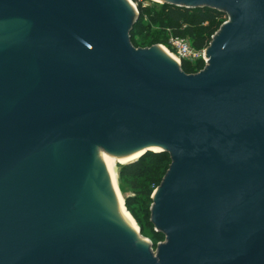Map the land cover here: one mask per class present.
I'll list each match as a JSON object with an SVG mask.
<instances>
[{
    "label": "water",
    "instance_id": "95a60500",
    "mask_svg": "<svg viewBox=\"0 0 264 264\" xmlns=\"http://www.w3.org/2000/svg\"><path fill=\"white\" fill-rule=\"evenodd\" d=\"M161 2L227 15L201 70L131 43L132 0H0V264H264V0ZM140 150L154 250L110 180Z\"/></svg>",
    "mask_w": 264,
    "mask_h": 264
},
{
    "label": "trees",
    "instance_id": "16d2710c",
    "mask_svg": "<svg viewBox=\"0 0 264 264\" xmlns=\"http://www.w3.org/2000/svg\"><path fill=\"white\" fill-rule=\"evenodd\" d=\"M133 1L136 2L138 10V17L130 31V41L134 46L136 43L145 46L149 42H162L163 44H167L168 32L167 30L164 31L166 28L175 36L189 37L194 47L201 48L207 45L210 36L219 28L222 23V15H226L225 13L207 7L184 8L164 3L158 8H154L149 4H144L142 0ZM144 19H147L148 24L160 26V31L145 29L142 24ZM141 26L145 29V33L141 35L139 42H137L136 37L138 35L135 29ZM202 66L203 64L200 61L190 63L183 60L181 62V69L186 73L196 72ZM147 154H151L152 156L147 157ZM169 163L170 158L167 152L148 151L134 161L121 164L119 174L132 179L131 186L137 193L136 200L143 203L145 199L152 200L150 194L160 183L161 176L165 173ZM139 177L143 178L144 184L139 182ZM128 200L129 197L127 196L125 198V204ZM142 214L145 217L146 225H152L149 220L150 209L148 210L147 207L144 208L142 206ZM155 233L164 237L160 232L155 231ZM152 244L154 245V242Z\"/></svg>",
    "mask_w": 264,
    "mask_h": 264
},
{
    "label": "rangeland",
    "instance_id": "374dc122",
    "mask_svg": "<svg viewBox=\"0 0 264 264\" xmlns=\"http://www.w3.org/2000/svg\"><path fill=\"white\" fill-rule=\"evenodd\" d=\"M132 2L136 5L135 1L132 0ZM142 2L144 4H149L150 6H152L154 8H158L161 4H164L161 2V0H142ZM136 7H137V5H136ZM221 20H222V22L227 20V15H222ZM142 24L144 25L145 29H147V30L149 29L150 31H152V30L160 31V29H161L160 26L148 24L147 19H144L142 21ZM145 29H143L142 26L135 29V32L138 35L136 37L137 42H139L141 35L145 33ZM166 30L168 32V29L165 28L164 31H166ZM183 38H185L191 44V39L189 37L185 36ZM152 45L163 46L164 44L162 42H149V43H147V45L141 46L138 43H136L135 47H149ZM151 156H152L151 154H147V157H151ZM121 164L122 163L117 162L115 169H116L117 176H118L119 188H120V191L124 197V201H125V198L127 196L129 197V200L125 204V209L131 214V216L133 217L134 221L137 224V227H139V228L141 227L140 233H141L142 237L148 238L151 242L153 241L154 242L153 246H155L158 242L162 241L164 239V237H161V235L155 233V231L153 230L154 227L152 225H146L145 217L142 214V206L144 208L147 207L149 210L151 203H152V200L145 199L143 203H140L139 201L136 200L137 199V193L135 192V190H133V188L131 186V180L132 179L128 178L124 175L119 174L120 166H122ZM161 178H162V176H161ZM139 182L144 184L142 177H139ZM150 196H151V194H150ZM149 216H150V214H149Z\"/></svg>",
    "mask_w": 264,
    "mask_h": 264
},
{
    "label": "bare ground",
    "instance_id": "6f19581e",
    "mask_svg": "<svg viewBox=\"0 0 264 264\" xmlns=\"http://www.w3.org/2000/svg\"><path fill=\"white\" fill-rule=\"evenodd\" d=\"M129 2V1H128ZM130 4V2H129ZM160 48L168 54V56H170V58L174 61L177 62V58L176 56H174L172 53L168 52L166 49H164L165 47L160 46ZM160 148H152L153 151L159 150ZM143 150L137 151L135 153H132L130 156H120L114 159L109 160V171H110V180H111V186L114 190L116 199H117V203L119 204V214L123 220V222H125V224L129 225L133 232L136 234L137 231V224L134 221L133 217L131 216V214L125 209L124 206V197L120 191L119 188V182H118V176H117V172H116V164L118 163H122V164H126L127 162H131L133 160H136L139 156H141ZM139 242L145 243L147 244V240L145 238H138Z\"/></svg>",
    "mask_w": 264,
    "mask_h": 264
},
{
    "label": "built area",
    "instance_id": "2783aa9c",
    "mask_svg": "<svg viewBox=\"0 0 264 264\" xmlns=\"http://www.w3.org/2000/svg\"><path fill=\"white\" fill-rule=\"evenodd\" d=\"M212 35L210 36V39ZM207 45L201 48H196L193 45H191L185 38L173 35L171 31L168 29L167 44H164L163 47H165V49L168 52L176 56L177 62L180 65V67H181V62L184 60L190 63H195L197 61H200L203 64L202 66L203 68L207 64L206 60H208V58L205 59L203 56L206 55V53H203V49H205ZM202 68H200L199 70H201ZM151 245H152L151 246L152 250H154L156 245L153 246L152 242Z\"/></svg>",
    "mask_w": 264,
    "mask_h": 264
}]
</instances>
